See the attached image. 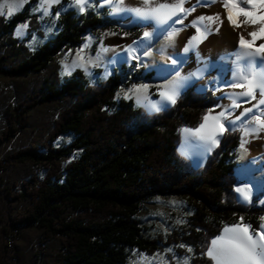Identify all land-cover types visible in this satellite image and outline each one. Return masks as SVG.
Returning a JSON list of instances; mask_svg holds the SVG:
<instances>
[{
  "label": "trees",
  "instance_id": "16d2710c",
  "mask_svg": "<svg viewBox=\"0 0 264 264\" xmlns=\"http://www.w3.org/2000/svg\"><path fill=\"white\" fill-rule=\"evenodd\" d=\"M25 22L38 29L28 10L9 20L0 16V75L32 80L4 103L0 145L24 131L31 134L27 144L0 159V172L16 165L46 171L42 178L32 172L30 179H14L4 189L14 206L10 228L22 235L15 245L21 264H126L128 249L153 255L166 245L191 247L192 264H213L206 250L225 226L243 217L253 230L259 227L264 209L236 198L243 127L226 130L202 167H194L178 149L181 129L198 128L217 106L214 90L189 88L171 107L148 113L119 93L151 80L153 73L121 65L98 84L79 69L59 76L61 52L80 47L89 34L115 29L117 20L91 9L67 12L58 18V33L35 51L13 37ZM43 109L50 116L41 119ZM65 135L73 136L71 144L56 147ZM74 152L78 158L63 165ZM155 197L181 198L191 214L167 237L150 239L139 214ZM176 252L184 255L186 249Z\"/></svg>",
  "mask_w": 264,
  "mask_h": 264
},
{
  "label": "rangeland",
  "instance_id": "374dc122",
  "mask_svg": "<svg viewBox=\"0 0 264 264\" xmlns=\"http://www.w3.org/2000/svg\"><path fill=\"white\" fill-rule=\"evenodd\" d=\"M2 2L3 0H0V3ZM16 3L20 4L21 0H16ZM102 3L103 0H92V7L86 8V11L91 9L96 12H103L110 18L117 20L119 23L117 24L115 29L100 33V35H98V33L96 35L89 34L80 47L61 52L56 59V65L59 68V76L63 78L79 69L87 75L89 81L92 84H98L111 77L113 71L115 69H118L121 65H127L142 72L143 75L153 73V78L151 80L137 84V86L147 84L149 86L147 91L148 98L154 102L159 101L160 86L168 84L169 81L174 80L176 76L175 71L168 72L162 76L161 68H179L181 70L187 66L190 60L189 57L179 56V44L182 36L190 30L187 21L189 20L191 15L194 14L199 8L210 7V4L205 0H200L195 5V10L187 16V19L184 20L183 24L174 25L176 28H181L183 30L179 32V34L175 37L174 43H172L171 45H169L168 41H166L165 39L167 32L160 34L158 37L154 36L150 42L146 41L145 43L148 44V47H146L144 50L150 51L152 55L143 56L142 52L138 49L135 53L136 55L141 56V60L138 62L131 58L125 60V58L128 57V52L126 51V49L128 45L133 44V41H142L144 39L143 33L145 31H153V29H151V26L155 25V22L139 20L134 17L133 14L128 12L111 14L108 6H99ZM132 3L140 4V0H125V4L129 7ZM45 7H47V5H45ZM184 7L186 9L189 8L187 3H185ZM25 10H28V12L36 18L38 29L36 31H33L29 22L21 23L15 29L13 37L25 44L31 51L37 50L58 33V18H56L55 16V13L57 11H59L60 13L59 16L67 12H74L78 15L86 12L85 11L81 13L78 10V7L72 4V0H60L59 4H55L51 7V15L44 16L42 10H40V0H26V2H23L19 7V10L13 11L12 14L9 15L8 9L5 8L2 10L3 14H0V16L5 18L6 20H9L12 16ZM224 10L225 11L222 12V14L226 15L227 11L225 7ZM169 23L171 24L172 22L170 21ZM24 25H27V27H23ZM210 27L212 31L207 35L206 39H203L202 42L198 44L196 50H207V46L209 44L208 41L214 35L213 27L211 25ZM18 30L21 33L20 35H17ZM168 30L170 31L171 29ZM201 30L203 31V27ZM224 34L228 39V37L232 35V32L227 30L224 32ZM196 36L199 39L198 33L196 34ZM118 41H120L119 43H123V47L119 48L117 46ZM260 43L261 40L257 39L256 44L259 45ZM85 44H88L89 46L87 48H84ZM225 47H229V44H223L222 48ZM162 48L164 49L163 54H161L160 51ZM105 49H107V51H105ZM240 51V48L234 49L233 53L235 54L233 58L238 60L237 54ZM177 57L185 58L186 62H184L183 64H180L178 62L176 67H172L171 60L176 59ZM220 58H216L215 62L218 63L220 61ZM238 61V65L240 66L239 72L242 70L245 72L248 71L247 61L244 59H240ZM31 83L32 80L26 81L22 79H12L4 75H0L1 126H3L4 123L2 119V111L5 105V101H12L15 95L19 93V91L22 92L23 87L29 86L31 85ZM132 87L133 86L128 89H131ZM230 87L231 86L226 84V75L222 71H219L217 73L209 72L201 77H197L194 81L188 84H181L178 97L180 96L182 91H186L189 88L193 89L197 93H204L209 89L214 90L219 102L217 106L210 109L206 115L217 116L218 114H216V111L223 101L221 94ZM128 89H122L119 93V97L125 98L124 93L128 91ZM129 95H132V93H129ZM140 95L143 96L144 93H141ZM131 99H133L136 106L144 108L148 113H155L154 111H151L150 109L143 106V104H137L136 97L134 95H132ZM238 103L241 104V107L243 104H247L244 103V101ZM172 105L173 104H168L165 109L171 107ZM241 107L232 108L230 105L228 109L232 114L229 115L228 119L235 120L236 130L240 127H243V132L241 135L242 139L244 135V128L254 125L255 121L251 120L252 114H249L248 117H243L241 120H236V117L239 116L242 112ZM42 111L43 112L40 115L41 119L50 116L49 113L45 112V109H43ZM225 127L226 129H232L226 122ZM185 128L189 127H183L182 129ZM182 129V142L178 148L179 152L186 158L190 159L194 167H202V165L204 164L203 158H197V156L194 155L193 147L191 145H188L187 142L189 136L185 134ZM29 134L31 133H29L28 131H24L9 143L0 145V159H2L7 152L17 150L27 144V142H29ZM221 136L222 135H219L218 139H220ZM72 141V135H65L55 142V146L65 147L67 145H70ZM200 144L201 143H198L199 146ZM240 145L241 140L237 148V182L235 189L238 188V184L241 181L249 183L251 188V202H246L242 198L239 199L240 193L236 191L237 201L244 205H255L261 209H264V155L262 152H260L259 154H253L250 150H248V148H246L245 151L244 149H241ZM260 146L264 151V144L262 143L260 144ZM78 156L79 152H74L70 156L64 157L61 160V163L63 165H66L78 158ZM32 172H36L40 178H42L46 174V171L43 170L42 167L34 165H28L25 167L16 165L10 168L7 173L5 172L8 177L0 172V264H21L19 262V259L17 258V248L15 247V245L21 243L22 235L17 230H12L10 228L9 214L14 206L11 205L13 202L9 201L5 196V186L6 184L11 186V182L14 179H30L29 175ZM8 181L9 183H6ZM16 192L17 191L14 190L12 194H15ZM190 214V208L181 198L155 197L143 205L142 210L139 214V219L141 220L142 226L144 227L145 236L152 239L157 237L158 235L167 237L174 229L178 228L179 226H184ZM262 217H264V215ZM240 222L241 220L238 223ZM262 223H264V220L261 219V224ZM250 230L253 229L251 228ZM222 232L220 233V235L222 234ZM31 236H33L35 240L37 239L36 235L32 232ZM178 247L185 248L186 253L184 255H179L176 252V248ZM188 248L191 247L166 245L162 247L161 251H157L153 255H150L138 249H128L127 252L129 254V257L126 264H172V262H174L175 264H184L185 258H188V264H192L193 249L191 248L192 251L189 252Z\"/></svg>",
  "mask_w": 264,
  "mask_h": 264
},
{
  "label": "snow or ice",
  "instance_id": "6c2138e0",
  "mask_svg": "<svg viewBox=\"0 0 264 264\" xmlns=\"http://www.w3.org/2000/svg\"><path fill=\"white\" fill-rule=\"evenodd\" d=\"M26 0H21V3H16V0H3L0 3V14H3L2 10L7 8L8 14H12L13 11L19 10V7ZM188 0H140V5L135 7H129L125 4V0H103L100 7L108 6L111 14H118L122 12H128L133 14L139 20L155 22L156 28L154 31H145L143 33V40L140 42L133 41V44L128 45L126 51L128 52V58L136 61L141 60V56L135 53L139 49L143 56H151L150 51L144 49L148 47V44L154 36H159L164 32H167L165 37L169 45L174 43L175 37L183 29L176 28L174 25L183 24L187 16L195 10V5L191 8H185V3ZM212 3L217 0H211ZM227 11V19L233 27H241L244 25H258L259 27L248 35L252 38L251 40L245 39L243 35L239 38V47L241 51L237 54V59H244L247 61L248 71H240L234 77V83L231 87L242 89L232 97L231 107L239 108L241 104L238 103L240 98L246 97L244 103H251L252 107L245 108L243 112L236 117V120H241L243 117L251 115V120L255 121V124L244 128V135H255L259 137V132L264 130V43L256 44L257 39L264 40V0H219ZM60 0H40V10H42L44 16L51 15V7L55 4H59ZM72 4L78 7V10L83 13L86 8L92 7V0H72ZM47 5V7H45ZM59 11L55 13L56 18H59ZM183 14V15H181ZM240 16L244 17L243 21H240ZM205 20L209 23L205 24ZM172 22L171 24L169 22ZM220 21L219 14L215 16H200L191 22V26L196 28L199 34L193 36L188 46L184 48L185 52L190 49L198 47V44L203 39L207 38V35L212 31L210 25ZM166 26V27H165ZM23 27H27L24 25ZM203 27V31L201 30ZM168 29H171L170 31ZM218 31L217 29H215ZM18 30L17 35H20ZM89 45L85 44L84 48ZM107 51V49H105ZM161 54L164 49L162 48ZM82 59V58H81ZM178 62L183 64L185 58L177 57L171 60L172 65H177ZM175 71L176 76L174 80L169 81L168 84L162 85L159 88V101H152L147 96L148 85H133L131 89H128L124 93L125 99H131L132 95L136 97L137 104H143L146 108L154 112H159L165 109L168 104H175L179 95V89L182 84L180 78L179 68H161V75ZM203 70H198V73H191L189 77L184 79H191L197 74L202 75ZM132 93V95H129ZM144 93L143 96L140 94ZM259 94V99L257 98ZM146 101V103H145ZM227 113V115H226ZM232 113L229 109L221 111L217 116H204V122L196 129L185 128L182 131L188 136H192L200 140L203 144L209 146H216L219 144L218 136L228 130L225 127V122L235 130V120H229L228 117ZM212 121L209 123V121ZM246 140L241 139V149L245 148ZM211 147L208 148V151ZM236 191L242 194V198L246 202H251V190L247 187L237 188ZM264 220V217H261ZM251 225L241 222L232 226H225L221 235L211 240L210 246L206 250V255L212 260L213 264H264V223L260 224L255 230H250ZM183 247V245H181ZM170 251V250H169ZM191 252L192 249L188 248ZM184 264H188V258L184 259Z\"/></svg>",
  "mask_w": 264,
  "mask_h": 264
},
{
  "label": "bare ground",
  "instance_id": "6f19581e",
  "mask_svg": "<svg viewBox=\"0 0 264 264\" xmlns=\"http://www.w3.org/2000/svg\"><path fill=\"white\" fill-rule=\"evenodd\" d=\"M200 0H188L187 5L189 8L196 5ZM203 1V0H202ZM210 4V7H203L199 8L194 14L191 15L189 20L187 21V24L190 27V30L186 32L180 41V49H179V56H187L189 57V63L187 66L180 70V78L182 80V84H188L192 81H194L197 77H201L206 73L214 72L217 73L219 71H222L226 75V84L231 86L232 83H234V77L237 73H239L240 66L238 65L239 61L236 60L234 57L233 50L240 48L239 47V38L241 35L245 37V39L251 40L252 38L248 35L249 32L255 31L259 26L258 25H244L242 24L241 27H233L230 22L227 19V14L223 15L222 12H224V6L219 0L217 2L212 3L211 0H205ZM136 2V1H135ZM138 3H132L130 7L139 6ZM216 14H219L220 20L223 21L221 24L220 21H217L215 24H211L213 27L214 35L209 39L208 41V48L205 51V49L196 50L190 49L188 52L184 51V48L188 46L189 40L196 36L197 31L195 27L191 26V22L200 16H215ZM183 15V14H181ZM240 21L244 20L243 16H240ZM205 23H209L207 20H205ZM216 31L215 29H217ZM156 25L151 26V29L153 31L155 30ZM231 31L232 35L230 37L225 36V31ZM213 34V33H212ZM117 42V46L119 48L123 47V43ZM229 44V47L222 48L223 44ZM261 43H264V40H261ZM221 58H220V56ZM231 56V57H230ZM216 58H220V61L217 63ZM241 62V61H240ZM177 65H172V67H176ZM198 70H203L202 75L197 74L196 76L192 77L191 79H184L186 77H189L191 73H198ZM242 91V89H237L230 87L228 88L224 93L221 94L223 101L221 102L218 110L216 111V114H219L221 111H224L225 109H228V107L231 105L232 97L235 93ZM257 98L259 99V94H257ZM247 98H240L238 102H243ZM256 101H252L251 103L243 104L241 109L242 112L245 108L252 107V104H255ZM264 108V106H261ZM241 112V113H242ZM211 120L209 121V123ZM243 139L247 141L245 144V148H248L253 154H259L260 152L263 153L264 151L261 148L260 144H264V130H261L259 132V137L255 135H243ZM219 140V139H218ZM188 145H191L193 147L194 155L197 156V158L202 157L203 161H205L208 153L214 148L215 146H209L203 144L200 140H198L195 137L189 136V139L187 140ZM198 143H201L200 146ZM198 145V146H197ZM211 147V150L208 151V148ZM192 149V148H191ZM239 188L247 187L251 190L249 183H246L244 181H241L238 184ZM253 189V188H252ZM240 196L242 198V194L240 193ZM243 199V198H242Z\"/></svg>",
  "mask_w": 264,
  "mask_h": 264
},
{
  "label": "water",
  "instance_id": "95a60500",
  "mask_svg": "<svg viewBox=\"0 0 264 264\" xmlns=\"http://www.w3.org/2000/svg\"><path fill=\"white\" fill-rule=\"evenodd\" d=\"M183 92H184V91H183ZM183 92H182V93H183ZM182 93H181V94H182ZM235 130H236V129H235ZM228 131H234V130H232V129L229 128ZM223 134H224V133H223ZM222 137H223V135H222V136L220 137V139H219V144H220V141H221ZM219 144H218V145H219ZM218 145H216V146L211 150V152L207 155V157H206V159H205V161H204V164H203L202 166L205 165V163H206V161H207L209 155L214 151V149H216V147H217Z\"/></svg>",
  "mask_w": 264,
  "mask_h": 264
},
{
  "label": "crops",
  "instance_id": "0c3cea01",
  "mask_svg": "<svg viewBox=\"0 0 264 264\" xmlns=\"http://www.w3.org/2000/svg\"><path fill=\"white\" fill-rule=\"evenodd\" d=\"M239 199H241L240 195H239Z\"/></svg>",
  "mask_w": 264,
  "mask_h": 264
}]
</instances>
